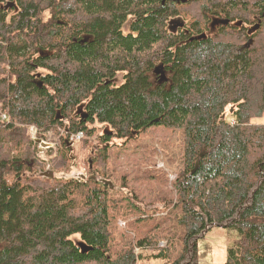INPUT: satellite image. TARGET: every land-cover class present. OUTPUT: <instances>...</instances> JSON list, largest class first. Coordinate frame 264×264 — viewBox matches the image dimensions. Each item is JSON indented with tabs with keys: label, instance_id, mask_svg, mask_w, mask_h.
<instances>
[{
	"label": "trees",
	"instance_id": "trees-1",
	"mask_svg": "<svg viewBox=\"0 0 264 264\" xmlns=\"http://www.w3.org/2000/svg\"><path fill=\"white\" fill-rule=\"evenodd\" d=\"M31 126L82 132L88 175L41 176ZM153 126L183 133L184 159L168 215L139 224L110 147ZM119 217L138 233L114 249ZM215 228L236 234L224 264H264V0H0V264H200Z\"/></svg>",
	"mask_w": 264,
	"mask_h": 264
},
{
	"label": "rangeland",
	"instance_id": "rangeland-1",
	"mask_svg": "<svg viewBox=\"0 0 264 264\" xmlns=\"http://www.w3.org/2000/svg\"><path fill=\"white\" fill-rule=\"evenodd\" d=\"M177 23L180 20L176 21ZM125 31H128L126 26ZM123 82V81H121ZM120 82V83H121ZM82 110V107H80ZM83 110L81 111V113ZM30 127L31 138L35 142L33 150L36 158L43 165L42 170H53V160L57 159L65 151L63 141L70 139L72 133L67 137L66 132L51 130L46 134H40L37 128ZM98 136V135H97ZM37 139L41 141L37 143ZM81 139L72 140L71 159L69 169L55 171L56 178L81 179L88 175L87 154L82 150ZM158 154V156H157ZM109 173L112 180L111 190L116 195L118 206L133 207L136 204L146 212L139 224H147L148 221L164 220L168 215L165 205L167 200L175 199V191H172L171 181L176 178V172L183 165L184 136L180 130H171L164 126H153L140 134L137 138L124 143L123 139L113 137L110 147ZM170 176V177H169ZM174 192V193H173ZM165 202V203H164ZM155 213V214H154ZM125 219V220H124ZM129 218L119 217L117 221L116 234L114 236V249L122 247L127 240L132 241L138 233L135 229H128L126 222ZM128 235V239L124 237ZM236 238L234 232L215 228L200 241L199 256L200 264H224L227 257V248ZM72 239L78 244L82 243L80 237L75 235ZM167 240H162L158 247L166 248ZM179 250V247L178 249ZM136 252L143 256H153L155 250L148 247H137ZM159 264V262H150Z\"/></svg>",
	"mask_w": 264,
	"mask_h": 264
},
{
	"label": "water",
	"instance_id": "water-1",
	"mask_svg": "<svg viewBox=\"0 0 264 264\" xmlns=\"http://www.w3.org/2000/svg\"><path fill=\"white\" fill-rule=\"evenodd\" d=\"M176 2H181V3H186L187 0H174ZM229 23L228 20L225 21V25H227ZM252 44V39H250L245 45L244 47L248 48L250 47ZM163 69V65H160L158 66L156 69H155V73L156 74H162L161 73V70ZM165 76L162 75V78H164ZM66 144H68V146H70L71 143L68 142V140H66ZM90 168H92V160H90ZM41 176L43 177H47V178H51L53 179L54 178V172L53 171H47V172H44L42 174H40ZM112 187V186H111ZM80 248L82 249L83 252H86L87 250H89V248L85 245V244H81L80 245Z\"/></svg>",
	"mask_w": 264,
	"mask_h": 264
},
{
	"label": "flooded vegetation",
	"instance_id": "flooded-vegetation-1",
	"mask_svg": "<svg viewBox=\"0 0 264 264\" xmlns=\"http://www.w3.org/2000/svg\"><path fill=\"white\" fill-rule=\"evenodd\" d=\"M229 21V20H228ZM179 23H181V22H175V25L173 26V27H170L171 28V30L174 32V31H176L177 30V24H179ZM229 24V23H228ZM227 24V25H228ZM215 25H216V28H218V27H221V26H227V25H225V20H219V19H217V20H215ZM181 27H182V25H181ZM216 28H214V30H217ZM161 77H162V75H164L165 76V78H167V72L164 70V68L161 70ZM65 147L68 149V150H71V145L70 146H68V144H66L65 145Z\"/></svg>",
	"mask_w": 264,
	"mask_h": 264
},
{
	"label": "built area",
	"instance_id": "built-area-1",
	"mask_svg": "<svg viewBox=\"0 0 264 264\" xmlns=\"http://www.w3.org/2000/svg\"><path fill=\"white\" fill-rule=\"evenodd\" d=\"M82 137H83V134L81 132H79L77 134H72L71 137H70V140L74 141L75 139H81Z\"/></svg>",
	"mask_w": 264,
	"mask_h": 264
},
{
	"label": "bare ground",
	"instance_id": "bare-ground-1",
	"mask_svg": "<svg viewBox=\"0 0 264 264\" xmlns=\"http://www.w3.org/2000/svg\"><path fill=\"white\" fill-rule=\"evenodd\" d=\"M6 117V116H5ZM4 119V118H3Z\"/></svg>",
	"mask_w": 264,
	"mask_h": 264
}]
</instances>
